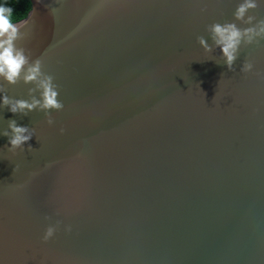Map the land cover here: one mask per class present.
<instances>
[{
  "label": "water",
  "instance_id": "95a60500",
  "mask_svg": "<svg viewBox=\"0 0 264 264\" xmlns=\"http://www.w3.org/2000/svg\"><path fill=\"white\" fill-rule=\"evenodd\" d=\"M29 2L18 45L65 107L52 126L0 109L36 134L32 152L0 137L3 264H264V41L232 71L198 43L238 0H112L83 27L98 0Z\"/></svg>",
  "mask_w": 264,
  "mask_h": 264
},
{
  "label": "clouds",
  "instance_id": "9594fccd",
  "mask_svg": "<svg viewBox=\"0 0 264 264\" xmlns=\"http://www.w3.org/2000/svg\"><path fill=\"white\" fill-rule=\"evenodd\" d=\"M111 2L112 0H98L92 11L85 17L81 27ZM261 4H264V0H238L232 22H215L208 26V39L212 41L211 44L204 36L198 37V43L204 52L212 53L214 48H219L224 65L228 70H234L233 65L238 59L242 47L259 45L264 41V19H257L255 15L250 14ZM33 11L34 9H30L27 13L18 14L15 7L12 6V0H0V109L7 108L12 114L24 116L33 111H40L45 114L47 124L52 126L54 119L51 112L62 111L65 107L58 98V85L54 83L52 75L43 71L41 59L33 60L30 52L25 47L18 45V41L25 39L28 35L21 30L27 26ZM240 25H244V27ZM253 70L254 63L245 59L240 67V72L248 74ZM21 81L25 85H32L28 89L29 99L12 98L6 93L5 84L16 85ZM60 132L63 134V127L60 128ZM34 136L36 134L33 128L19 125L15 119L9 120L6 128H0V137H7V150L13 153L16 150L25 151V145H27L28 151L32 152L33 149L29 141ZM77 210L75 209L73 212ZM60 211H57L58 215ZM60 223L57 221L56 225H49L45 229L42 236L44 243L54 237ZM65 231L70 232L71 225H65ZM0 264H3L2 260H0Z\"/></svg>",
  "mask_w": 264,
  "mask_h": 264
},
{
  "label": "trees",
  "instance_id": "16d2710c",
  "mask_svg": "<svg viewBox=\"0 0 264 264\" xmlns=\"http://www.w3.org/2000/svg\"><path fill=\"white\" fill-rule=\"evenodd\" d=\"M12 6L15 7L18 14L27 13L31 8L29 0H12Z\"/></svg>",
  "mask_w": 264,
  "mask_h": 264
}]
</instances>
